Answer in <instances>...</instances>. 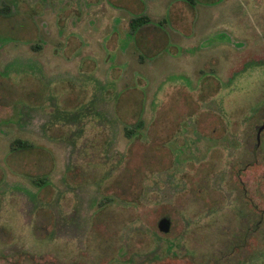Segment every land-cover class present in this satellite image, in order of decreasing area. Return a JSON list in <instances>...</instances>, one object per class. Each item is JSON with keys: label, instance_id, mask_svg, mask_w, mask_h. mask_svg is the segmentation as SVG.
I'll list each match as a JSON object with an SVG mask.
<instances>
[{"label": "rangeland", "instance_id": "1", "mask_svg": "<svg viewBox=\"0 0 264 264\" xmlns=\"http://www.w3.org/2000/svg\"><path fill=\"white\" fill-rule=\"evenodd\" d=\"M195 15L0 0V264H264V0Z\"/></svg>", "mask_w": 264, "mask_h": 264}, {"label": "trees", "instance_id": "2", "mask_svg": "<svg viewBox=\"0 0 264 264\" xmlns=\"http://www.w3.org/2000/svg\"><path fill=\"white\" fill-rule=\"evenodd\" d=\"M149 22H150V19L146 16H140V17L132 18L128 23V28H129L131 33H135L139 28L148 24ZM140 124L141 123L139 122L135 128L125 129L126 136L129 137L130 135H132L136 131V129H139ZM29 147H30V144L28 142L22 141L19 139H16L10 143V150L11 151H17L19 149H25V148H29ZM45 182L46 181H44L42 179H37V180L33 181V183L35 185H37L38 187L44 185ZM102 203H104V202H102ZM159 262H155V264H157Z\"/></svg>", "mask_w": 264, "mask_h": 264}, {"label": "crops", "instance_id": "3", "mask_svg": "<svg viewBox=\"0 0 264 264\" xmlns=\"http://www.w3.org/2000/svg\"><path fill=\"white\" fill-rule=\"evenodd\" d=\"M186 2L188 3V5L196 11V15H195V19H194V26L195 28H201V25L199 26V24L201 23V21H204L206 23H211L212 21V17L210 15V13L212 12V0H186ZM201 8H204L206 11H207V14L209 12V15L210 16H206L204 15V13L201 11ZM203 13V14H202ZM140 17V16H139ZM206 17H208V19L206 20ZM211 19V20H210ZM166 23V21H164ZM145 26V25H144ZM143 27V26H142ZM211 27V26H210ZM140 29V28H139ZM138 29V30H139ZM137 30V31H138ZM136 31V32H137ZM135 32V33H136ZM135 33H132V34H135ZM208 40V42L211 40L210 37L209 39H206ZM204 42H206L205 40H203ZM202 41V42H203Z\"/></svg>", "mask_w": 264, "mask_h": 264}, {"label": "water", "instance_id": "4", "mask_svg": "<svg viewBox=\"0 0 264 264\" xmlns=\"http://www.w3.org/2000/svg\"><path fill=\"white\" fill-rule=\"evenodd\" d=\"M264 130V122L261 126H259L256 129V142H257V146L259 144V137L261 132ZM170 227H171V222L168 218L163 217L161 219H159V221L157 222V229L160 233L162 234H168L170 231Z\"/></svg>", "mask_w": 264, "mask_h": 264}]
</instances>
